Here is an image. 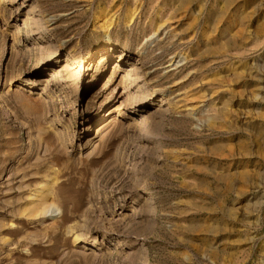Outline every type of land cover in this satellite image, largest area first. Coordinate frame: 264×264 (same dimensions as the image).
Here are the masks:
<instances>
[{"label": "rangeland", "instance_id": "1", "mask_svg": "<svg viewBox=\"0 0 264 264\" xmlns=\"http://www.w3.org/2000/svg\"><path fill=\"white\" fill-rule=\"evenodd\" d=\"M0 264H264V0H0Z\"/></svg>", "mask_w": 264, "mask_h": 264}, {"label": "bare ground", "instance_id": "2", "mask_svg": "<svg viewBox=\"0 0 264 264\" xmlns=\"http://www.w3.org/2000/svg\"><path fill=\"white\" fill-rule=\"evenodd\" d=\"M1 3L4 4V0H1ZM148 131H150V130H148ZM149 136H145V137L147 138ZM151 136L153 137V135H151ZM55 185H56V183H53V184L49 183V184H47V185H45L43 187V189L39 192V194L35 195V197H34L35 199L33 201L34 205L30 208V210L28 212L29 215L27 214L28 217H31V218L32 217L33 218L43 217V218H45L46 216L49 215L48 213L55 212L56 211L55 209H57V210L62 209V207L57 202V199L55 200L53 198V191H54V187L53 186H55ZM64 214H65V212H64ZM62 217H65V216H62ZM80 236H81V234H76L75 235V240H77ZM92 241H93V239H92Z\"/></svg>", "mask_w": 264, "mask_h": 264}]
</instances>
